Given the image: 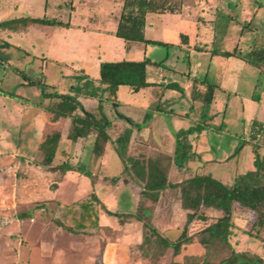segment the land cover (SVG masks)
Returning a JSON list of instances; mask_svg holds the SVG:
<instances>
[{
    "label": "rangeland",
    "instance_id": "rangeland-1",
    "mask_svg": "<svg viewBox=\"0 0 264 264\" xmlns=\"http://www.w3.org/2000/svg\"><path fill=\"white\" fill-rule=\"evenodd\" d=\"M3 1L4 4L2 3V5L6 4L8 6L7 3L10 1L11 3L10 6L4 7L0 20L20 16H45L67 21L70 14V2L67 4L66 0ZM185 1L187 8L180 15L168 12H150L148 14L147 22L155 24V27L147 32L148 37H164L169 42L176 41L171 47L150 44L152 50L150 56L154 59L159 60L167 56L168 60H174L177 64V60L182 58L183 55H187L191 47L197 51H207L211 54V48L206 50L196 49L194 47L196 42L203 41L204 39L203 36H201L202 38L199 35L197 36L198 27L208 28V18L212 19L214 33H216L215 29H217V45L221 50L233 51L235 49L244 57L247 53V48H251L255 42L264 38V0H166L165 4L169 3V7L174 9L180 7ZM14 2L17 3L16 6H13ZM96 2L98 3V1ZM96 6L99 11V9L108 10L112 5L110 0H104ZM226 17L229 18L227 19ZM225 24L226 27H224ZM87 25H90V28L97 26L110 27L112 26V19L111 17H94L91 23ZM64 30L63 26H50L38 23H28L27 25L14 24L0 27V89L21 97V100L17 101L9 95L0 94V207L8 208L11 206L10 201L13 198L9 190L14 187L18 189L17 201H23L20 190L25 185L29 174L39 175L35 170L43 168L45 171H51L52 175L50 177L48 175V179L46 182L44 181L46 184L43 185L45 188L56 186L58 182L56 179L60 173L40 163L42 155L44 154L38 151V139H44L55 130L61 131L63 121L60 120L56 125H51L46 128L43 126V128L41 127L42 130L40 128L38 129L36 125H39L40 122L38 120L40 112L47 105L56 101L59 96H63L61 93L63 89L65 90V87L74 85L76 89L80 87L84 90L87 87L91 88L94 86L92 79H84L74 70L76 69L75 65L64 61V55H67V53L72 55V53L69 51L62 52L63 49L60 47L61 42L63 39H69L70 42L75 40L72 34H63ZM76 34L78 33L75 32ZM88 36H92V34ZM90 38L95 44V37ZM249 44L251 45L247 47ZM197 54L190 55L191 61L196 62V59L200 58V63L205 65L206 58L204 56L199 57L200 55ZM219 58L221 60L225 59L224 56H219ZM220 67L221 61L211 62L210 74L214 75ZM240 73L239 85L235 90L216 91L212 120L216 125L224 121L225 125L221 129L206 127L201 130L200 139L196 143L195 149L192 150L194 158L190 159L192 162L188 165L189 169L180 174L174 167L176 164L172 163L167 172L170 182H180L189 177L201 174H210L215 178L228 181L227 179H230L231 176L227 174L226 177H221L219 170L223 167L229 168L231 175L243 172L247 169L249 155L252 152L254 154L258 152L257 146L251 142L252 140L249 139L248 135L252 121L251 117L254 113V97L260 99L264 97V67L262 71H259L258 68L246 64ZM175 80L184 88L183 92L170 90L166 97L167 100L162 104L164 110H168V112L161 114L165 118L169 129L174 134L173 144L165 146L166 151H171L172 155L177 142L175 137L176 133L178 131L189 132L200 126L198 118L200 111L199 104L201 103L195 101V106L190 109L188 120L185 118L174 120L172 116H169V114H172L171 112H177L182 107L189 110L188 105L191 104L189 95L185 96V93L189 94L190 92L192 85L191 79L179 76ZM211 80H214V78ZM105 88L106 86L96 89V93L100 96L104 97L106 95V98H97L99 100L97 106H99L100 112L105 118H113L117 125L122 121H128L127 123L138 130L149 124L154 114L151 109L153 102L149 99L148 101L142 96L140 88L132 89L126 85H119L115 87L113 94H110ZM102 93L106 94L102 95ZM111 96H113V100L110 99ZM143 105L144 108L142 109ZM79 110H82V108ZM147 112L150 115L147 119H144ZM125 115H129L132 119L126 118ZM52 117L50 118L52 119ZM50 118L49 120H51ZM175 127L178 128L175 129ZM35 128L38 130H35ZM190 135L187 138L189 142H191ZM18 141H24V143L27 141L28 144H19ZM150 141L154 142L155 139L153 138ZM108 143L107 152L110 156L109 160H107L108 169L102 170L97 167L96 163L92 165L88 163L83 164V161L76 163L85 165L92 172L93 182L101 174L105 173L107 174V179L106 176L104 179L109 180L112 184L117 183L119 186H124L126 183L132 184L133 192L139 195L137 204L140 201L144 205V196L140 194L141 183L132 179L128 173L122 172L123 165L121 160L114 151L113 144L111 142ZM152 147H162L161 149H163L164 146L157 144ZM31 149H34L38 153L36 155L37 159H30L29 162H26V152ZM131 149L137 151L142 148L135 141L131 144ZM238 149L240 151L236 153ZM155 151L157 150L153 148L143 149L141 154L147 156ZM60 156L61 154H58L57 151L55 162L59 161ZM208 156L221 160L228 156L230 158L228 161L221 163H214L212 161L205 162ZM188 161L182 164L185 165ZM114 175L118 176V180L111 181L109 178ZM136 185H139L140 189ZM3 188L7 190L4 193L1 192V190H4ZM87 189L73 175L68 178V182L61 188L60 196L63 198V194L61 195V193L64 192L66 199L80 198L86 195ZM169 189H176V191L174 194H169L168 198L172 199V197H175V199H178V189ZM54 196L53 190H48L45 194L46 198ZM121 196H123V193L120 194ZM87 197L88 195L82 198V200ZM23 206L24 204H20L17 210L23 211ZM73 206L71 205L70 208H73ZM214 218L208 217L207 221L209 222ZM204 223V217H199L196 223L192 225V230L203 226ZM182 226H178L175 232L171 234V237H177ZM249 227L250 223L246 224L245 228L247 230ZM20 234L22 233H15L13 237L18 239L22 236ZM108 234L112 235L113 238L116 236L113 231ZM197 246L201 249L200 245L194 244L187 247L186 252L196 253L198 251ZM257 249H255L256 252L260 251V248ZM130 251L128 260L132 263L136 259L133 257L135 251H137L136 246L132 245ZM182 254H184L183 251ZM23 255H25L23 249L17 254L12 246L7 249V247L0 244V264L8 262H13L11 264L24 263L26 260ZM246 256L252 257L250 255ZM172 259L179 260L181 259V255L174 257L171 251H168L163 255L162 264H167ZM237 261L238 258L233 259L229 264H236ZM156 263L158 262H152L149 258L145 262V264Z\"/></svg>",
    "mask_w": 264,
    "mask_h": 264
},
{
    "label": "crops",
    "instance_id": "crops-1",
    "mask_svg": "<svg viewBox=\"0 0 264 264\" xmlns=\"http://www.w3.org/2000/svg\"><path fill=\"white\" fill-rule=\"evenodd\" d=\"M96 1H98V3ZM103 1L104 0H66L67 4L70 2V14L67 21H61L70 23V26H63L65 29L63 34H72V36L75 37V40L70 42L69 39H63L61 42L62 46L60 45V47L63 49L62 52L69 51L72 53V55L69 53L71 56L68 53L67 55L64 53V61H67V63L71 65H75L76 69L74 70L84 79H92L94 86L91 88L87 87V89L82 90L80 87L76 89L74 85H70L65 87V90L63 89L61 94L73 96L78 100L82 106V110L78 109L76 111L77 113L84 114L86 112L95 115L98 114L99 116L97 106L99 100L97 98L102 96L96 93V89L106 86L105 84H101L99 82V65L101 62L119 61L123 59L140 60L144 58H149L151 61L163 60L160 65L147 66V81L152 83V85L140 88L142 96L147 100H152L153 102L151 109L154 114L152 113L153 115L149 124L138 130L127 123L128 121H122L119 125H117L114 119L111 118L108 120L111 121L114 129L109 131V135L113 139L124 126H129L132 127V134L129 143L130 154L138 155L143 152V149L147 150L149 148H153L159 152L172 155L171 151H166L165 146L173 144L172 141L174 139V134L169 129L165 118H163L161 114L168 112V110H164L162 104L167 100L166 97L168 92L173 89H166L164 88V85L168 82H176L175 78L179 76L191 79L192 85L190 92L189 94L185 93V96L189 95L191 99V104L188 105L189 110L182 107L181 109H178L179 111L171 112L172 114H169V116H172L174 120L178 118H185L188 120L190 116V109L195 106V101L201 102V96L206 90V84L203 82L206 76L209 81L218 84L211 104V114H213V104L215 102L216 91H229L230 89L235 90L239 85L240 72L244 69V65L248 63L244 60V57L239 53V51H236V56L225 57L224 60H221L219 58L220 55H212L207 51H197L192 49V47L191 49L188 48L190 49L187 53L189 58L187 55H183L182 58L177 60V64L174 60H168L167 56L156 60L150 56L152 51L150 44H145L143 42H125L122 38L114 35L124 0H110L112 5L110 9H99L98 11L96 5ZM2 3L4 4V1L0 0V18L4 7L10 6L11 1L7 3L8 6H6V4L2 5ZM16 4L17 3L14 2L13 6H16ZM186 8L187 3L185 1L176 12H166L180 15L186 10ZM148 14H150V12L146 14L145 18V38L160 40L171 44L167 47L173 46V44L176 43L175 40L169 42V40L164 37L150 38L147 36V32L155 27V24L147 22ZM94 17H111L112 26H97L90 28V25L87 24H90ZM207 20L209 22L208 28L198 27L197 36H203L204 39L203 41L196 42L195 44L206 50L211 48L214 40V26L212 19L208 18ZM75 32L78 34L75 35ZM89 34H92V36H88ZM90 37H95V44L92 42ZM250 45L251 44L247 45V47ZM249 49L250 48H247L246 52H248ZM194 53H198L200 55L199 57L204 56L206 58V64H201L199 61L201 60L200 58L196 59V62L191 61L190 55L193 56ZM216 61H221V67L218 69V73L216 72L213 75L210 74V64L211 62ZM263 67L258 68V70L262 71ZM212 78H214V80H211ZM84 79L79 80L83 81ZM194 79L197 80V83L195 84L193 91ZM105 94L106 93H102V95ZM192 94H195V98L192 97ZM104 97L106 98V95ZM112 98L113 96L110 97L111 100H113ZM254 98V113L251 120L260 121L263 123V126L261 132L257 134L256 139L251 142L257 145L258 154L264 157V97L261 99L258 97ZM201 104L202 102L199 104L200 107ZM143 108L144 105L142 109ZM125 117L132 119L129 115H125ZM38 120L40 122L39 125L36 126L41 130L43 126L46 128L51 125H56V123L60 122V120L63 121V127L60 131L61 138L57 148L58 154H61V156L57 162H55L54 158L53 164L69 160L73 165H77L78 163L76 162L83 161V164L88 163L92 165L96 163L97 167L100 169H108L107 160H109L110 156L107 152V147L109 143L105 145L103 152L100 154H94L92 152V143L95 138V134H89L86 137H78L75 141H71L66 137L70 125V120L68 118L49 120L46 111L42 109ZM210 123L211 125L204 126V128L214 127L221 129L223 125H225L224 121H222L219 125H216V123L213 122L212 117ZM37 128H35V130H38ZM177 128L178 127H175V129ZM250 134L251 125L248 135L249 139ZM196 135L197 139H193ZM200 135L201 133H194L190 135L192 150L195 149V145L200 139ZM153 138L157 143L155 141H150ZM39 139L38 151L44 154V149L41 145L44 139ZM135 141L142 149L137 151H133L131 149V144ZM18 143L21 144L24 143V141H18ZM150 143L152 144L150 145ZM25 144H28L27 141L24 145ZM157 144L164 146L163 149H161L162 147H152ZM236 153L239 152L237 151ZM26 154V162H29L30 159H37L36 155H38V153L34 149L26 152ZM254 156L255 154L253 152L249 155L248 165L245 171L254 169ZM229 158L230 156L224 157V159L221 160L208 156L205 162L212 161L214 163H221L223 161H228ZM190 162H192V160H189L185 165H174V167L181 174L189 169L188 165ZM35 171L38 172L39 175L33 173L29 174V177L25 181V185L20 190L22 192L21 196L23 197V201H17L18 189L17 187H14L9 190L13 198L12 201H10L11 206L8 208L0 207V244L7 247V249L12 246L14 250H16L17 254H19V252L23 249L25 251V255L23 256L26 260L24 263L28 264H145L148 258H142L138 250L135 251L133 256L136 259L132 263L128 260L131 252L130 247L132 245L137 246L141 242L142 238L141 222L135 220L132 216V214L135 213L139 197L138 194L133 192L132 184L130 185L129 183H126L124 186H119L117 183L112 184L109 180L104 179L107 175L105 173L101 174V176L98 179H95L92 183V180L88 176L82 175L76 171H67L63 175L62 179L56 183V186L45 188L43 184L46 183H44V181L46 182L48 175L50 177L52 172L45 171L43 168ZM245 171L240 173H244ZM219 173L221 177H226L227 174L231 176L230 179H227L228 181L216 178L223 183H231L234 177L240 174L235 173L234 175H231L230 169L225 167L219 170ZM73 175H75L78 182L81 181L84 186L88 188L86 195L80 198L66 199L63 192L61 193V195L63 194L62 198L60 196L61 188L66 182H68V178ZM136 187L140 189L139 185H136ZM3 189L4 190H1L2 193L7 191L5 188ZM48 190H53L55 196L46 198L45 194ZM175 191L176 189L169 188L162 191L157 201L147 202L145 207L146 219L148 220L149 218L152 225L161 234L167 236L171 240L176 238L171 237V234L175 232L178 226H184L186 224V213L191 211L189 209H184L181 206L180 195L178 199H175V197H172V199L168 198L169 194H174ZM91 193H94L97 196L100 203L93 202V205L86 211L81 207V204L89 199ZM121 193H123V196L120 197ZM87 195L88 197L82 200V198ZM20 204H24L23 211L17 210ZM101 204H103L105 208L113 214L107 213ZM71 205H74L73 208H70ZM221 215L222 212L220 210L213 208L205 209L203 215L197 216L192 223L188 225L190 232L193 231L192 225L196 223L199 217H215L214 219H217ZM253 219L254 218L250 211L235 207L231 216V220L234 225V235L231 237L230 242L232 243L235 252L240 257L246 255H258L264 258V227L259 232L258 237H254L246 233L247 229L245 226L246 224L251 223ZM57 222H60L62 225ZM112 231L116 234L115 238L108 234ZM15 233H22L20 234L22 236L18 239L14 238L13 236ZM194 244L200 245L197 242L186 244L182 247L183 253H202L203 248L201 245V249L197 246L198 251L196 253L186 252L187 247ZM257 248H260V251L256 252L255 249ZM162 261L163 256L156 261L158 262L156 264H162ZM11 263L13 262L5 264Z\"/></svg>",
    "mask_w": 264,
    "mask_h": 264
},
{
    "label": "trees",
    "instance_id": "trees-1",
    "mask_svg": "<svg viewBox=\"0 0 264 264\" xmlns=\"http://www.w3.org/2000/svg\"><path fill=\"white\" fill-rule=\"evenodd\" d=\"M165 1L124 0L114 35L122 38L125 42L170 45L160 40L146 39L144 36L147 13L176 12L179 9V7L172 9L169 7V3L165 4ZM226 18L228 19L229 17ZM28 23L50 26H70L68 22L45 16H20L0 20V27L14 24L27 25ZM224 27H226V24ZM215 32L210 50L211 54L224 57L236 56L237 52L235 49L228 51L221 50L218 47L217 29H215ZM194 47L196 49H204L197 45ZM244 60L257 68L264 66V38L252 45L244 56ZM162 62L163 60L151 61L149 58L103 61L99 65V82L106 85L105 89L110 94H113L115 87L119 85H126L132 89L147 87L152 85V83L147 81V66L160 65ZM203 82L206 84V90L201 96L202 104L199 112L200 126L189 132L178 131L176 133L175 137L177 142L173 155L159 151H155L147 156L130 154L129 143L132 127L124 126L118 132L117 136L112 139L109 131L113 129V125L100 112L99 106V116L86 112L84 114L77 113V109H81L82 107L73 96H59L56 101L47 105L44 110L48 117L53 116L52 119L68 118L70 120L66 137L71 141H75L78 137L95 134L92 143V152L94 154H100L105 145L111 142L114 151L123 165L122 172L128 173L132 179L141 183L140 194L144 196L145 202L144 205L140 201L138 202L137 210L132 216L135 220L141 222L142 238L136 248L142 258H149L152 262H156L161 256L171 251L174 257L181 255V259H172L167 264H229L231 260L237 258L238 261L236 264H264V258L258 255L252 257L238 256L230 242L231 237L234 235V225L231 216L235 207L250 211L254 218L246 233L258 237L259 232L264 227V157L260 156L258 152L255 153L253 160L254 169L236 175L231 183H223L210 174L195 175L180 182H170L168 180L167 172L172 163L180 165L194 158L192 143L187 140L188 135L194 133L199 134L204 126L211 125V104L218 84L209 81L206 76ZM196 83L197 80L194 79L193 91ZM164 88L183 92V88L176 82H168L164 85ZM0 94L9 95L17 101L21 100V97L2 89H0ZM192 97L195 98V94H192ZM149 115L150 113L147 112L144 119H147ZM262 126V122L257 120L252 121L251 140L256 139L257 134L262 130ZM60 138L61 132L58 130H55L44 138L41 143L44 149V155L40 163L60 173L56 181H60L67 171H76L88 176L93 183V174L85 165H73L69 160L53 164ZM193 139H197V135ZM109 179L116 181L118 180V176L114 175ZM168 188H177L181 206L184 209L191 210L186 213V224L180 229L179 234L173 240L161 234L146 219L145 214L146 203L157 201L160 193ZM93 202L100 203L97 196L91 193L89 199L82 203L81 207L87 211L93 205ZM101 206L107 213L113 214L103 204ZM208 208L220 210L222 215L209 222L207 221L208 218L204 217L205 223L203 226L198 227L196 230L193 229L190 232L188 225L197 216L203 215L204 210ZM57 223L62 225L60 222ZM193 242L199 243L203 248V252L200 254H182V247Z\"/></svg>",
    "mask_w": 264,
    "mask_h": 264
},
{
    "label": "built area",
    "instance_id": "built-area-1",
    "mask_svg": "<svg viewBox=\"0 0 264 264\" xmlns=\"http://www.w3.org/2000/svg\"><path fill=\"white\" fill-rule=\"evenodd\" d=\"M16 264H28V263H16Z\"/></svg>",
    "mask_w": 264,
    "mask_h": 264
}]
</instances>
